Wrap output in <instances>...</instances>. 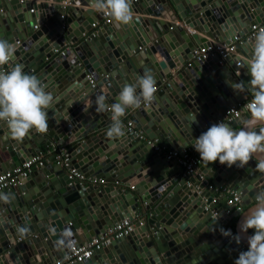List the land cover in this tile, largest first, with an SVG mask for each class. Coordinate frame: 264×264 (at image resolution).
Instances as JSON below:
<instances>
[{"label": "water", "instance_id": "95a60500", "mask_svg": "<svg viewBox=\"0 0 264 264\" xmlns=\"http://www.w3.org/2000/svg\"><path fill=\"white\" fill-rule=\"evenodd\" d=\"M132 8L134 22L119 25L111 17L101 22L93 0H0V39L16 47L11 64L22 65L54 96L45 134L32 130L18 142L0 122V173L39 148L59 146L68 156V169L84 178L71 180L67 168L42 165L0 192L9 197L0 200V264H50L66 252V246H57L65 229L81 244L124 219L133 223L126 236L78 264H185L182 259L194 255L193 264H234L247 251L241 237L248 241L250 235L240 225L254 207L227 216L225 197L214 200L212 195L224 185L239 196L240 205L256 201L264 193V170L257 167L264 154H255L243 168L217 161L211 173L201 167L182 177L175 159L154 151L151 142L167 152L191 147L208 122L222 118L226 108L243 101L241 94L252 92L247 61L227 55L196 63L191 51L246 35L252 22L264 21V0H140ZM164 17L185 27L170 25ZM94 22L100 24L93 31ZM253 41L243 39L234 53L250 59ZM145 71L157 81L155 101L128 109L123 117L128 115L131 128L123 126L120 139L108 138L111 112L95 110L96 96L104 95L110 108L122 87ZM233 83L244 91L235 92ZM242 117L243 123L235 124L239 130L250 119L249 111ZM235 121L227 124L235 126ZM204 175L212 178V187L205 180L194 187ZM237 215L240 243L226 246L220 229L232 232L224 226ZM185 247L191 248L187 254ZM223 249L232 252L230 260Z\"/></svg>", "mask_w": 264, "mask_h": 264}, {"label": "clouds", "instance_id": "9594fccd", "mask_svg": "<svg viewBox=\"0 0 264 264\" xmlns=\"http://www.w3.org/2000/svg\"><path fill=\"white\" fill-rule=\"evenodd\" d=\"M93 4L97 11L106 12L119 25L134 22L132 0H93ZM15 52L14 44L0 39V66L8 65ZM246 71L251 77L248 84L253 93V98L247 104L250 119L245 120L244 127L238 131L223 121L215 123L195 138L192 147L199 154V160L207 166L218 161L229 168L233 165L243 168L255 154H264V29L258 30L254 37ZM231 87L238 93L244 91L243 85L239 83H233ZM157 90L156 79L150 71H145L134 84L122 87L117 101L110 108L105 103L106 97L97 95L95 110L111 112L112 123L107 137L113 140L122 138L125 132L121 118L126 111L133 107L139 108L141 103L146 107L151 106ZM53 102V94L46 90L36 76L25 73L22 65L15 64L10 70L0 72V122L6 123L12 139L23 141L32 130L40 134L47 133L48 110ZM257 125H261L258 130ZM257 167L264 170V160ZM256 199L255 207L240 225L243 233L252 230V235L248 236V249L239 253L234 264H264V193H260ZM0 200L8 202L9 197L0 194ZM220 232L224 237L240 243L239 235H233L230 230L220 229ZM72 236L71 230L65 229L60 234L57 246L71 245Z\"/></svg>", "mask_w": 264, "mask_h": 264}, {"label": "built area", "instance_id": "2783aa9c", "mask_svg": "<svg viewBox=\"0 0 264 264\" xmlns=\"http://www.w3.org/2000/svg\"><path fill=\"white\" fill-rule=\"evenodd\" d=\"M140 0H132V4L137 3ZM63 5H69V3H62ZM31 12V11H30ZM110 18L109 15H107L106 12H101V22H106ZM100 22H94L91 24V29L94 31L98 26ZM34 30L36 29V26L34 25L32 27ZM264 29V21L262 23L252 24L249 26V32L244 35L245 40L254 38L257 34L258 30ZM240 41V42H239ZM242 42L241 38H233L231 41H229L227 44L222 42H215L212 46H206V47H195L191 51V58L194 62H201L205 60L206 58L218 56L219 58H223L235 50V45L240 44ZM16 44H19L16 42ZM61 54V53H60ZM236 65H238L236 63ZM13 67L11 62L6 66H0V72L8 71ZM86 79L88 80V83L90 87L94 86V82L92 80V77L90 75L86 76ZM251 101V100H250ZM246 103H237L234 104L228 108H226L223 112V116L220 119H217L215 122L211 123L208 122L206 124L207 129L215 124L222 122L224 120H233L239 118L241 113L245 110H248ZM141 105H144L141 103ZM145 106V105H144ZM125 128L128 130L131 128V123L129 121L125 122ZM206 129V131H207ZM139 139L144 140V138L138 133L136 134ZM154 151H162L164 149H160L157 146H153ZM46 152H38L37 154L33 155L32 157L28 158L26 161H24L22 164L15 167L13 170H7L0 173V192L1 191H7L14 186H16L17 181L19 178H25L27 175L34 170L36 166L39 164L41 165V159H43L46 155L50 157V159L58 166L67 168L69 167V159L68 156L64 150L63 147H55L52 146L48 149H45ZM165 151V150H164ZM166 157L168 158H174L176 163L180 165L182 169V176H189L192 174L196 168L200 164L199 160V154L193 149V147H184L181 150L177 151H171V152H165ZM68 177L69 179H73L75 181H83V175L73 169H68ZM88 182H95V180L88 181ZM211 188L210 186H208ZM218 192V195H223L225 197V204L228 207V209L225 211V214H229V209L234 208L236 204L239 203V197L237 194L232 193L224 186H219L217 188V191L215 189V193ZM133 227V223L130 221L124 219L119 221L115 226L107 228L102 234L93 236L89 239V241H86L85 243H77L76 240L72 237L71 240L73 241L71 245L66 244V252L60 259H56L52 261L50 264H78L81 263L84 260H87L91 257L93 252L98 251L107 245L110 244V242L114 239L121 238L123 236H126Z\"/></svg>", "mask_w": 264, "mask_h": 264}, {"label": "crops", "instance_id": "0c3cea01", "mask_svg": "<svg viewBox=\"0 0 264 264\" xmlns=\"http://www.w3.org/2000/svg\"><path fill=\"white\" fill-rule=\"evenodd\" d=\"M48 2V1H47ZM151 2V1H150ZM187 13V12H186ZM189 16V14H186V17H188ZM164 22H167V23H169L170 25H174V26H176L177 27V25L179 26V27H185L184 25H183V23H182V21H180V20H177V19H174V18H171V17H169V18H163L162 19ZM175 20L176 21H178V23H176L175 22ZM252 24H257V22H252ZM35 26H37V25H35ZM174 26H173V28L171 29V31H170V33L171 34H169V36L170 35H174L173 34V32L175 31V28H174ZM187 27V26H186ZM186 30L188 31V32H190L189 31V29H187L186 28ZM202 38H204V40H206L207 42H210L207 38H205V37H203V35H200ZM243 38H244V36L243 37H241V40L243 41ZM240 42V41H239ZM195 48V47H194ZM231 57H235L236 58V60H242V62H244V61H247V59L244 57V55L242 54V56H238L237 54H235L234 52H232L231 54H229ZM165 95V94H164ZM166 95H168V94H166ZM242 96H243V103H246V102H248V101H250L252 98H253V93L252 92H249L248 93V95H244V94H241ZM246 111V110H245ZM245 111H243L242 113H241V115L239 116V118H237L238 119V121H235V122H233V125H235V124H238V123H243L242 121V119H243V117H242V114L243 113H245ZM128 116V115H127ZM127 116L126 117H122L121 119H122V123H123V126L125 125V122L126 121H128L127 120ZM111 119V118H110ZM247 120L249 119V117H247L246 118ZM230 121H232V120H230ZM230 121H228V120H224L223 122L224 123H228V122H230ZM232 128L234 129V130H239V126L238 125H235V126H232ZM154 145H156L155 144V140L154 141H152L151 142V146H154ZM52 147V146H51ZM55 147H59V146H55ZM45 149H42V148H39V151L40 152H42V151H44ZM44 152H46V151H44ZM164 155L166 154L165 152L166 151H164V150H162L161 151ZM163 155V156H164ZM167 158V160H169V161H174V160H172L171 158H168V157H166ZM7 160V157L5 156V157H3V161H2V163H5V162H7L6 161ZM203 163H205L204 161H203ZM48 166V167H51L52 168V170L54 169V170H56V168H57V165L50 159V157L49 156H45L43 159H41V165L39 164L38 166H36L35 168H34V170H36V169H38V167H40V166ZM203 164H202V162H200V164H199V166H198V168L196 169V171L199 169V168H201V167H203V168H201V170H204L206 173H211L212 172V170H214V165H213V163H211V164H209L208 166L206 165V163H205V166H202ZM33 170V171H34ZM196 176H197V174H195ZM203 180H205V181H207V184H206V186H210V187H212V185H211V181H212V178H210V177H208V176H206V175H204V176H202L201 177V180L199 181V182H196L195 184H194V187L195 186H197V185H199V184H201V182L203 181ZM87 183H89L88 182V180L86 181ZM85 186H86V184H85ZM119 186L120 185H115L114 186V188L115 189H119ZM224 186V185H223ZM15 187V186H14ZM13 187V188H14ZM13 188H11V189H13ZM215 189H216V191H217V187L216 188H214V192H215ZM129 191V189H127L126 188V193ZM233 193V192H232ZM234 194H236V193H234ZM251 196H253V190L251 191ZM219 197V195H218V192L217 193H215V194H213L212 195V198L214 199V200H217V198ZM239 197V196H238ZM256 203H257V200L256 201H254V202H250V204H249V206H242V205H240V201H239V203L238 204H236L235 206H234V208H233V210L232 209H229V214H225V215H227V216H229V215H231L232 213H234L235 212V210H239L240 211V213H245L247 210H249V209H252L253 207H255V205H256ZM239 216L237 215V216H232L230 219H229V221L226 223V225L224 226L225 228H229V229H231L232 230V234L233 235H239L240 234V231H239V228H238V221H239ZM217 231V230H216ZM216 231H214V235L217 233ZM238 233V234H237ZM249 235H252V234H250V232H247ZM217 235H218V233H217ZM242 236V235H241ZM241 236H239V237H241ZM241 239L243 240V242L246 244V245H248V241H247V239L245 238V237H241ZM225 240H226V242H227V244H226V246L228 245V244H232V242L234 241L233 239H231V238H225ZM81 243H85V241H83V242H81ZM225 246V247H226ZM33 250V249H32ZM190 250H191V248L190 247H185L184 249H183V252L184 253H189L190 252ZM34 251V250H33ZM177 252V251H176ZM176 252H174V253H176ZM222 252H224V253H226L228 256L227 257H225V260H230V254H232V252L231 251H229L228 249H223L222 250ZM24 255V254H23ZM28 257H31V255H28V254H26ZM0 256H2V255H0ZM26 256V257H27ZM3 257V256H2ZM33 257V256H32ZM36 257V256H35ZM193 257H196V255H194ZM192 256L191 257H187V259H182L183 261H181L182 263H185V264H193L194 262H195V260L194 259H192L193 258ZM8 260V259H7ZM219 262H220V259H219ZM5 264V263H4ZM10 264V263H9Z\"/></svg>", "mask_w": 264, "mask_h": 264}, {"label": "trees", "instance_id": "16d2710c", "mask_svg": "<svg viewBox=\"0 0 264 264\" xmlns=\"http://www.w3.org/2000/svg\"><path fill=\"white\" fill-rule=\"evenodd\" d=\"M44 153V151H42ZM248 232H250V234H252V230H249Z\"/></svg>", "mask_w": 264, "mask_h": 264}]
</instances>
